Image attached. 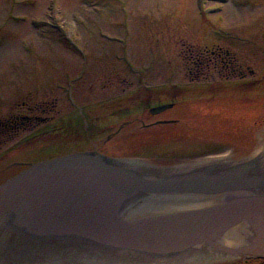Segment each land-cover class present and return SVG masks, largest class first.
<instances>
[{
  "label": "rangeland",
  "instance_id": "rangeland-1",
  "mask_svg": "<svg viewBox=\"0 0 264 264\" xmlns=\"http://www.w3.org/2000/svg\"><path fill=\"white\" fill-rule=\"evenodd\" d=\"M56 21L68 34L54 27ZM192 45L230 49L245 64L264 71V0H0V115L9 113L26 93L32 95L31 102L50 101L59 93L75 107L74 102H93L101 116L110 103L122 105L116 103L123 96L125 106L133 107L139 86L192 85L188 73ZM210 75L218 79L216 73ZM15 133L9 140H0V165L31 164L51 157L36 149L30 152L31 145L23 140L29 131ZM180 142L156 146V154L143 160L181 164L229 157L234 148L211 137ZM13 143L23 144L26 150L19 151L18 146L4 156ZM200 144L215 151L182 158L161 155L164 150L178 152ZM51 145L57 147L56 142ZM263 149L264 126L258 128L250 154ZM7 176H1V181Z\"/></svg>",
  "mask_w": 264,
  "mask_h": 264
},
{
  "label": "water",
  "instance_id": "water-1",
  "mask_svg": "<svg viewBox=\"0 0 264 264\" xmlns=\"http://www.w3.org/2000/svg\"><path fill=\"white\" fill-rule=\"evenodd\" d=\"M227 158L232 164L213 166L218 162L214 160L193 170L158 175L145 174L126 166L129 160L97 150L34 162L0 183V257L15 249L26 256L36 245H42V251L48 242H87L100 249L155 254L196 245L264 254V149ZM174 194L232 195L211 205L128 217L134 201ZM238 227L242 240L226 243L227 236L237 235ZM4 238L12 239L10 249L1 248ZM20 238L26 244L18 243Z\"/></svg>",
  "mask_w": 264,
  "mask_h": 264
},
{
  "label": "flooded vegetation",
  "instance_id": "flooded-vegetation-1",
  "mask_svg": "<svg viewBox=\"0 0 264 264\" xmlns=\"http://www.w3.org/2000/svg\"><path fill=\"white\" fill-rule=\"evenodd\" d=\"M188 63L192 85L183 88L139 86L135 92V106H125L126 97L123 96L116 103L122 105L110 103L107 107L108 104H105L107 112L102 116L93 102H74L77 104L75 107L67 104L66 95L60 93L50 101L31 102L32 95L26 93L25 99L13 105L9 113L0 115V140L15 137L19 133H15L17 131H29L28 137L23 140L31 145L29 151L32 153L36 149L40 155L52 157L97 150L114 158L138 160L149 165H164L143 160V157L156 154L154 147L171 142L178 144L180 141L192 143L204 137L234 147L232 157L250 154L258 139V128L264 126V71L259 73L245 64L241 57L232 54L230 49L222 47L210 49L192 45L189 47ZM211 73H216L218 79L212 80ZM167 95V100H161V96ZM59 100L63 102L61 106ZM163 104L171 105L159 112L155 110ZM67 105H70L69 109ZM258 109H262L260 116ZM54 142L57 147L51 145ZM201 145L185 146L178 152L164 150L161 155L182 158L215 151ZM18 146L13 143L4 156L16 152ZM19 148V151L26 150L23 144ZM17 163L0 165V178L9 177L24 167V163ZM18 165L23 167L17 169ZM170 198L171 195L146 196L138 201H141L140 205H149ZM132 208L130 206L128 211ZM128 217L133 216L128 214ZM80 245L97 248L87 242ZM198 246L164 254L97 248L95 255H87L77 261L79 264H94L96 261L100 264H264V254L226 252L215 248L208 252ZM13 254H17L16 249ZM23 256L18 255L17 258ZM73 259L71 255L49 264H75Z\"/></svg>",
  "mask_w": 264,
  "mask_h": 264
},
{
  "label": "bare ground",
  "instance_id": "bare-ground-1",
  "mask_svg": "<svg viewBox=\"0 0 264 264\" xmlns=\"http://www.w3.org/2000/svg\"><path fill=\"white\" fill-rule=\"evenodd\" d=\"M218 160V162L213 161ZM213 166H226L232 164V161L229 160L226 156H216V157H208V158H201L196 159L195 161H189L182 165H171V166H163V165H146V163H143L141 161H127L125 162L126 166L133 167L138 171L144 172L148 175H158V174H170L175 173V171H188L193 170L191 169L194 166H199L204 163H212ZM232 194H221V195H192V194H174L171 195L170 199H166L163 201H157L156 203H151L149 205L141 204L138 207H134L130 209L129 216L133 217H143L148 214H153L157 212H164V211H171V210H177V209H184V208H192L197 206H205V205H211L216 202H220L224 199H227ZM148 196V195H147ZM236 234H231L230 237L225 238L226 243H236L242 240V237H244L242 227L235 228ZM239 229V230H237ZM23 239L20 238L18 243L26 244V241L23 242ZM3 242L4 244L1 245V248H8L7 244L10 243L12 246L14 243H12L11 238H4ZM9 241V242H8ZM42 245H36L35 247H32L29 251L28 255L24 257L17 258V254H8L6 251L2 252L5 253L3 257H0V264H49L53 261L60 259L62 257H67L73 255V261H75V264H79L80 262L77 261L79 258H85L87 255H95L97 253V248L86 246V245H80V244H73V246L65 245V244H59V243H50L48 242L45 247H43V250L41 251ZM199 249H206L208 252L212 251L211 247H207L206 245H199ZM10 249V248H8ZM115 250H119L114 248ZM14 250V249H13ZM100 254V251H99ZM103 255V254H102ZM222 256H225L222 254ZM74 263V262H73ZM94 264H100L99 261H96Z\"/></svg>",
  "mask_w": 264,
  "mask_h": 264
}]
</instances>
